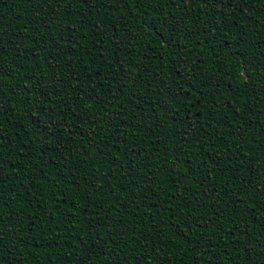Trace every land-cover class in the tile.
<instances>
[{"label":"trees","instance_id":"1","mask_svg":"<svg viewBox=\"0 0 264 264\" xmlns=\"http://www.w3.org/2000/svg\"><path fill=\"white\" fill-rule=\"evenodd\" d=\"M2 264H264V0H0Z\"/></svg>","mask_w":264,"mask_h":264},{"label":"snow or ice","instance_id":"2","mask_svg":"<svg viewBox=\"0 0 264 264\" xmlns=\"http://www.w3.org/2000/svg\"><path fill=\"white\" fill-rule=\"evenodd\" d=\"M220 2H223V0H220ZM6 69L4 68L3 65H0V73H4ZM0 264H2V261H0Z\"/></svg>","mask_w":264,"mask_h":264}]
</instances>
